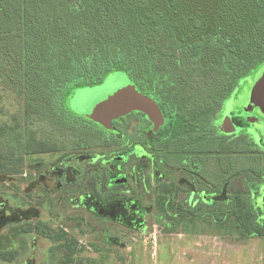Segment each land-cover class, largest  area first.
Segmentation results:
<instances>
[{"label":"trees","instance_id":"16d2710c","mask_svg":"<svg viewBox=\"0 0 264 264\" xmlns=\"http://www.w3.org/2000/svg\"><path fill=\"white\" fill-rule=\"evenodd\" d=\"M200 49L199 66L190 59L188 67L203 80L181 93L178 64ZM168 63L176 69H170L174 83L169 93L181 94L171 99L183 105L170 117L171 152L178 157L183 137L190 148L202 151L215 144L218 183L223 184L230 147L236 150L243 141L230 143L207 128L237 79L264 66V0H0L1 83L27 100L20 102L16 123L0 122V160L60 148L57 139L40 136L41 130L29 129L22 117L41 118L54 103L62 109L75 89L118 71L137 79L139 69L149 87H160L167 81L154 80L166 74L162 70ZM212 75L222 82L217 89ZM212 218L220 226L232 222L243 238L264 237L241 192L235 193L232 206L218 204Z\"/></svg>","mask_w":264,"mask_h":264},{"label":"flooded vegetation","instance_id":"af4514ba","mask_svg":"<svg viewBox=\"0 0 264 264\" xmlns=\"http://www.w3.org/2000/svg\"><path fill=\"white\" fill-rule=\"evenodd\" d=\"M260 70L237 79L228 96L216 105L211 126L207 128L210 134L220 135L230 143L243 141V145L236 150L230 147L231 158L226 161L229 165L226 162L223 164L226 178L223 184L218 183V148L215 144L211 143L202 151L197 145V148H190L183 137L178 157L171 152L170 117L175 118L179 113L178 106L183 105L171 99L178 95L172 97L167 82L160 87H149L145 79L130 77L137 90L159 106L163 117L159 128L146 113L140 111L113 120L109 126L101 125L75 110L73 104L78 95L75 89V96L71 95L67 106L73 118V132L67 137L65 145H60L56 151L35 154L37 159L28 161L21 172L17 170L19 173L14 175L24 182L26 188L10 190L13 182H8L5 190L0 192V225L7 229L9 261L18 264L31 255L27 248L32 246L34 249L36 237L50 240L53 248L65 249L67 253L72 245H76L78 251L99 250H94L88 235L75 239L63 226L62 230L55 228L56 232L50 235L39 215L41 208H48L49 205H53L56 218L61 212L79 213L116 228L146 234L153 230V225L147 224L145 217L153 207L159 212L168 204L165 200H168L170 185L156 176L159 174V179H162L172 170L180 174L176 190L180 192V197L185 198L168 209L170 214H176L181 219L204 216L216 223L212 215L222 203L216 199L227 186L231 189L227 208L232 206L235 193L241 192L259 217L254 203H251L254 199L251 201L248 192L234 190L233 183L242 177L264 182V112L255 104L251 94L260 77ZM103 81L81 88L99 86ZM161 90H165V94H160ZM258 150L261 154L258 153L260 155H255V158L259 163L255 162V166L251 164L253 167L250 168L241 167V163H247L245 159L248 160ZM170 155L177 160L174 164L168 161ZM25 157L7 158L0 163L10 174L12 171L9 168L15 167L10 163L22 162ZM47 157H50L49 160ZM234 161L238 162L237 167ZM239 168L245 169L238 171ZM11 178L14 177L9 175L6 179L13 181ZM33 256L25 261L33 263Z\"/></svg>","mask_w":264,"mask_h":264},{"label":"rangeland","instance_id":"374dc122","mask_svg":"<svg viewBox=\"0 0 264 264\" xmlns=\"http://www.w3.org/2000/svg\"><path fill=\"white\" fill-rule=\"evenodd\" d=\"M190 59L194 60L193 66L197 68L202 60L201 49L198 52L189 54L186 58L187 62L178 64L179 67H182L179 68L182 70V77L181 79L179 78V86L182 87L181 93L185 92V87L187 86L190 89L189 86L195 81L203 80L198 70L192 69L189 73L188 60ZM167 67H170L169 71L166 70ZM170 69L173 72L176 71L173 63L166 65V68L162 70L166 74L163 77L157 76L154 84L167 81L169 87L172 86L174 83L173 72ZM260 69L259 74L261 76L264 73V66ZM120 72L118 71V75H121L119 74ZM136 75L139 76L138 79L144 80V78L140 77L141 75L143 76L141 70L138 69ZM112 79L114 78H110L111 81L105 85L104 91L111 90L119 94L121 91V89L117 88L119 81ZM212 80V84L217 86L216 89L222 85L219 77L212 75ZM1 82L2 78H0V122L14 124L17 122L16 116L21 114L19 113L20 102L25 104L27 100L25 98L20 99V96L8 89V84L5 85ZM180 96L181 94L175 99H180ZM115 97L117 96L115 95ZM255 104L259 106V103L255 102ZM82 107L84 108V106ZM66 108L67 106L61 109L59 104L54 103L53 109L49 108L44 114H40L42 115L41 118H34L33 120L22 117L21 122L30 125L28 126L29 129L41 130L40 136L50 140L55 138L60 145H65L67 137L71 136L73 132L72 127L74 124L70 113L68 111L67 113L64 112ZM126 108V105L120 106L119 111L124 112ZM156 128H159L158 124H156ZM258 153L261 154V151L258 150L248 160L245 159L247 163L242 162L241 167L250 168L253 167L251 164L255 166V162L259 163V160L255 158V155H260ZM37 158L31 155L25 157L22 162L10 163L15 164V167L9 168L12 171L10 174L4 171L5 167L0 169V192L5 190V184L8 182H13L10 190L26 188L27 186L24 182L18 180L14 174L21 172L25 164H28V161L30 162ZM49 158L47 157L46 159L49 160ZM168 161L170 164H174L176 158L170 155ZM237 163V161H234L235 167L238 166ZM226 165L229 164L226 163ZM18 169L19 172L17 171ZM242 169L245 168H239L238 171ZM9 175L14 177L11 178L13 181H7L6 178ZM156 177L160 181H166L170 185V191H168V200H165L168 203L165 209L158 212L153 207L151 213L145 217L146 223L153 225V230L146 234L139 231L131 232L128 229L116 228L110 226L109 223H103L93 219L91 216L79 213L72 214L68 212L69 214H66L61 212L62 214L57 215L58 217L56 218L53 215V205H49L48 208H41L39 215L40 220L46 223L45 228L50 235L53 236V232H56L55 228L59 229L60 227V230L68 228L71 232L70 235L75 239L88 235L87 237L92 242L94 250L96 248L99 250L94 252L78 251L76 245H72L71 250L68 251V253L72 254L70 258L71 254L68 257L65 249L57 250V248H53V243L50 240L36 237L34 249L32 246L27 248L29 254L34 255L33 263L25 261L28 257H31L29 255L26 256V259H23L24 261L18 262V264H264V237L243 238L239 235L232 222L220 226L204 216L191 220V216H189L190 218L181 219L178 215L173 220H169L172 214L168 212V209H171L172 206L175 207L177 201L185 198L182 195L180 197V192L176 190L177 184L180 182V174L172 170V172L168 173V176L164 175L162 179H159V174ZM233 189L241 190L243 193L248 192L251 201L254 199L251 203H254V210L259 212L257 221L264 229V182H253L248 180V178L242 177L241 180L234 181ZM230 196L231 189L225 186L222 194L216 200L226 204L230 200ZM167 212L168 214H166ZM199 243L202 246H198ZM10 264L17 263L12 262Z\"/></svg>","mask_w":264,"mask_h":264},{"label":"crops","instance_id":"0c3cea01","mask_svg":"<svg viewBox=\"0 0 264 264\" xmlns=\"http://www.w3.org/2000/svg\"><path fill=\"white\" fill-rule=\"evenodd\" d=\"M119 74L121 75H118V72H114L108 75L106 79L99 86L84 87L77 89L75 93L78 95L74 99V104H73L75 110L81 112L83 115L93 119L95 122H98L104 126H109L113 120H116L122 116H126L135 111L146 113L145 111L140 109H135L128 112H119V113H114V111H112L115 104L119 103L120 100L118 102L115 101L113 91L111 90L104 91V89H105V85H107V83L111 81L110 78L115 79L119 77L120 79L124 78L128 82L130 88H134L139 95L147 98L149 101L153 102L157 106L159 110V114L156 115L155 113L154 120L151 119L147 113L146 114L155 123V125L156 124H158L159 126L162 125L163 117L159 106L153 100L141 94L126 73L120 72ZM73 96L75 95L73 94L72 97ZM82 106H84V108ZM4 167L5 166L2 163H0V169H3ZM7 240H8L7 229H5L3 225H0V264L11 263L9 261V243Z\"/></svg>","mask_w":264,"mask_h":264},{"label":"water","instance_id":"95a60500","mask_svg":"<svg viewBox=\"0 0 264 264\" xmlns=\"http://www.w3.org/2000/svg\"><path fill=\"white\" fill-rule=\"evenodd\" d=\"M113 80H118L119 81V86L117 87L119 90L121 89V91L119 92V94L115 92L114 94V99L115 101H119V103H116L113 110L114 113H119V108L120 106H127V108L124 110V112H128L131 110H135V109H140L145 111L151 119H155L154 115L156 113L159 114V110L157 108V106L149 101L147 98L139 95L134 88H130L128 85V82L122 78L120 79L115 78ZM115 95L117 97H115ZM252 96H253V101L259 103V106L261 107V109L264 112V73L260 76V78L257 80V82L255 83V85L253 86V90H252ZM100 120V119H99ZM228 132V131H226Z\"/></svg>","mask_w":264,"mask_h":264},{"label":"built area","instance_id":"2783aa9c","mask_svg":"<svg viewBox=\"0 0 264 264\" xmlns=\"http://www.w3.org/2000/svg\"><path fill=\"white\" fill-rule=\"evenodd\" d=\"M198 246H202V244H201V243H199V244H198Z\"/></svg>","mask_w":264,"mask_h":264}]
</instances>
